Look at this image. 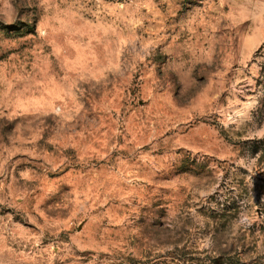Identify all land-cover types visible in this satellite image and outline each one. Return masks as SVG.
<instances>
[{
    "label": "rangeland",
    "instance_id": "rangeland-1",
    "mask_svg": "<svg viewBox=\"0 0 264 264\" xmlns=\"http://www.w3.org/2000/svg\"><path fill=\"white\" fill-rule=\"evenodd\" d=\"M0 264H264V0H0Z\"/></svg>",
    "mask_w": 264,
    "mask_h": 264
}]
</instances>
